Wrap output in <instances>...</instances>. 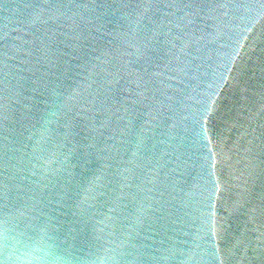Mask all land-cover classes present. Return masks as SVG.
I'll list each match as a JSON object with an SVG mask.
<instances>
[{
    "label": "water",
    "instance_id": "obj_1",
    "mask_svg": "<svg viewBox=\"0 0 264 264\" xmlns=\"http://www.w3.org/2000/svg\"><path fill=\"white\" fill-rule=\"evenodd\" d=\"M25 234L264 264V0H0V264Z\"/></svg>",
    "mask_w": 264,
    "mask_h": 264
},
{
    "label": "clouds",
    "instance_id": "obj_2",
    "mask_svg": "<svg viewBox=\"0 0 264 264\" xmlns=\"http://www.w3.org/2000/svg\"><path fill=\"white\" fill-rule=\"evenodd\" d=\"M16 254L6 259H12L16 264H50L58 260L81 262L87 257L79 256L70 249L64 248L55 241H51L47 250L42 254H30V236L25 234L15 244Z\"/></svg>",
    "mask_w": 264,
    "mask_h": 264
}]
</instances>
